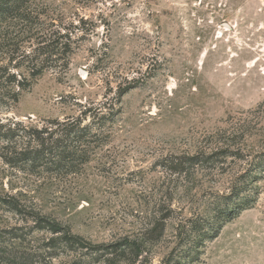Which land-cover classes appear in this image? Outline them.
Masks as SVG:
<instances>
[{
    "label": "rangeland",
    "instance_id": "obj_1",
    "mask_svg": "<svg viewBox=\"0 0 264 264\" xmlns=\"http://www.w3.org/2000/svg\"><path fill=\"white\" fill-rule=\"evenodd\" d=\"M38 2L96 30L0 118L115 115L75 175L0 165V264H264V0Z\"/></svg>",
    "mask_w": 264,
    "mask_h": 264
},
{
    "label": "trees",
    "instance_id": "obj_2",
    "mask_svg": "<svg viewBox=\"0 0 264 264\" xmlns=\"http://www.w3.org/2000/svg\"><path fill=\"white\" fill-rule=\"evenodd\" d=\"M95 30L84 18L66 16L38 0H0V112L15 106L20 95L48 71L66 73L71 55ZM114 115V106L103 103L82 107L76 117L36 125L0 118L2 173L55 177L79 173L104 143V126ZM254 170L264 175V159ZM0 204L22 210L14 196L0 195ZM46 227L62 232L58 225L45 223ZM132 246L140 252L137 243Z\"/></svg>",
    "mask_w": 264,
    "mask_h": 264
},
{
    "label": "water",
    "instance_id": "obj_3",
    "mask_svg": "<svg viewBox=\"0 0 264 264\" xmlns=\"http://www.w3.org/2000/svg\"><path fill=\"white\" fill-rule=\"evenodd\" d=\"M81 73H84L83 71H81Z\"/></svg>",
    "mask_w": 264,
    "mask_h": 264
}]
</instances>
